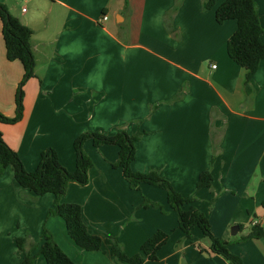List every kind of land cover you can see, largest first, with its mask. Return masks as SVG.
I'll use <instances>...</instances> for the list:
<instances>
[{"label":"crops","instance_id":"crops-1","mask_svg":"<svg viewBox=\"0 0 264 264\" xmlns=\"http://www.w3.org/2000/svg\"><path fill=\"white\" fill-rule=\"evenodd\" d=\"M223 1L204 9L203 0H0L33 30L35 61L34 76L23 85L22 118L0 122V131L29 172L47 147L73 172V141L83 132H144L131 169L158 171L181 195L195 199L230 252L244 264H264V237L235 239L252 224L264 226V62L248 95L245 70L226 50L237 22L215 19ZM255 1L264 30V0ZM1 28L0 20V112L11 117L23 67L6 58ZM214 139L219 151L211 165ZM118 149L86 140L83 150L93 163L88 182H70L62 195V202L81 206L87 230L103 240L116 238L128 255L155 231L167 232L158 259L143 264H230L210 250L199 227L185 238L165 189L130 187L112 165ZM208 168L211 187L196 189L199 173ZM33 196L6 167L0 176V264L20 260L16 236L29 232L38 241L43 227L76 264H119L107 243L83 250L61 217H47L54 194ZM144 200L155 205L140 206ZM34 264L46 261L38 255Z\"/></svg>","mask_w":264,"mask_h":264},{"label":"trees","instance_id":"trees-1","mask_svg":"<svg viewBox=\"0 0 264 264\" xmlns=\"http://www.w3.org/2000/svg\"><path fill=\"white\" fill-rule=\"evenodd\" d=\"M214 0H203L204 9H209ZM127 6V1H126ZM105 12V10H104ZM215 19L222 23L227 19H235L236 30L226 41L228 56L245 70L244 87L248 95L252 93L251 80L259 64L264 62V43L261 39L263 28L260 25L258 16V5L255 0H224L215 11ZM0 20L2 23V36L5 44L6 58L10 61L17 60L22 64L23 76L17 86L14 96L15 114L6 116L0 112V122L13 124L22 118L23 114V85L34 76V56L31 50V36L33 30L24 25L18 17L14 16L7 6L0 3ZM182 93L177 94L171 100L179 98ZM155 107V106H154ZM144 132H137L129 135L124 129L112 135L101 132H83L73 141L76 154V169L68 171L61 165L57 152L52 147L41 151L40 159L36 169L27 171L18 155L4 140L0 131V176L6 167H10L14 177L22 188L31 190L34 198L45 193H52L55 196L53 207L47 212L49 216H59L65 221L68 235L75 244L86 251L100 250L103 243L110 246V252L119 264H143L145 261L157 260L158 250L169 238L167 232L157 230L148 237L140 246V250L128 255L122 243L111 237L103 240L98 235L91 234L82 219V208L77 203L62 202V195L70 182L85 185L88 182V171L93 166L92 160L83 150L86 140H91L95 146L102 144H113L118 146V158L112 163L113 167L121 169L123 176L133 189H138L141 183L162 187L166 190L167 201L170 207L177 214L178 227L184 233L185 238H191V231L199 227L202 233L210 240V250L230 264H244L242 259L230 252L228 242L216 237L210 228L207 215L199 210L193 202L192 196L184 197L176 191L170 182L162 177L158 171L137 172L131 169V162L135 157V144ZM213 152L211 165L219 151L218 141H212ZM211 168L199 173L196 181V189L203 187L210 188L212 183ZM152 202L144 200L140 206L147 207ZM188 205L187 208L185 206ZM264 209V198L261 201ZM242 229V226H239ZM264 237V226L252 224L246 234H241L237 241H244L253 238ZM15 243L20 260L16 264H34L38 255H42L46 264H76L54 241L52 235L43 227L38 241L32 239L27 232L24 236H16Z\"/></svg>","mask_w":264,"mask_h":264},{"label":"water","instance_id":"water-1","mask_svg":"<svg viewBox=\"0 0 264 264\" xmlns=\"http://www.w3.org/2000/svg\"><path fill=\"white\" fill-rule=\"evenodd\" d=\"M237 230H238V226L237 225L232 226L231 234H233V235L236 234Z\"/></svg>","mask_w":264,"mask_h":264},{"label":"built area","instance_id":"built-area-1","mask_svg":"<svg viewBox=\"0 0 264 264\" xmlns=\"http://www.w3.org/2000/svg\"><path fill=\"white\" fill-rule=\"evenodd\" d=\"M22 10H24V8H22ZM103 19H106V16H103ZM215 64H212V68H215Z\"/></svg>","mask_w":264,"mask_h":264},{"label":"rangeland","instance_id":"rangeland-1","mask_svg":"<svg viewBox=\"0 0 264 264\" xmlns=\"http://www.w3.org/2000/svg\"><path fill=\"white\" fill-rule=\"evenodd\" d=\"M239 236H240V235H238V237H239ZM238 237L236 236L235 239L238 238Z\"/></svg>","mask_w":264,"mask_h":264}]
</instances>
